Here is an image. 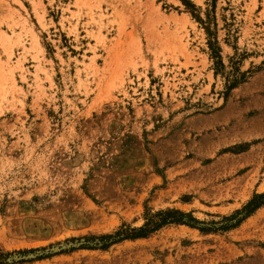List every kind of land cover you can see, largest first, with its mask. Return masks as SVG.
<instances>
[{"label":"rangeland","instance_id":"rangeland-1","mask_svg":"<svg viewBox=\"0 0 264 264\" xmlns=\"http://www.w3.org/2000/svg\"><path fill=\"white\" fill-rule=\"evenodd\" d=\"M262 194L264 0H0V264H264Z\"/></svg>","mask_w":264,"mask_h":264},{"label":"trees","instance_id":"trees-1","mask_svg":"<svg viewBox=\"0 0 264 264\" xmlns=\"http://www.w3.org/2000/svg\"><path fill=\"white\" fill-rule=\"evenodd\" d=\"M263 205H264V194L255 196L254 199L251 200L243 208V210L237 211L232 216L225 218L224 219L225 224L222 229L231 230L237 228L244 222L245 219L251 216L255 211H257ZM169 224L188 225L191 226L192 228L198 227V225H203L204 227H201L200 229L206 232L216 231L217 228L215 226H218L215 225V223H212L214 225L213 228L210 227L212 226L210 224H206V223L199 224V222H197V220H195L191 215H188L180 210L170 209V210L159 211L155 214H151V213L148 214L146 218V222L141 228L131 229L129 226L125 225L115 235L94 238L93 242L95 241L99 242V245H103L101 246L102 248H107L124 240H136V239L147 238L150 234H153L154 232L160 230L162 227ZM91 245H93L91 244V241L87 240V244L82 243L80 247L91 248L93 247ZM45 251L46 250H32V251H20L17 253L18 255H22V256L27 255V253L28 254L42 253L41 255L38 256V259L42 260L47 257V254H43Z\"/></svg>","mask_w":264,"mask_h":264}]
</instances>
